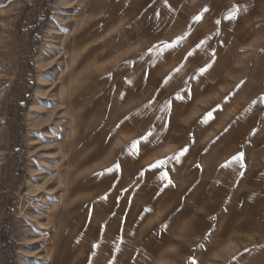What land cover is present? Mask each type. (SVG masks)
I'll list each match as a JSON object with an SVG mask.
<instances>
[{"label":"rangeland","instance_id":"1","mask_svg":"<svg viewBox=\"0 0 264 264\" xmlns=\"http://www.w3.org/2000/svg\"><path fill=\"white\" fill-rule=\"evenodd\" d=\"M85 11L101 19L78 37L99 42L76 88L93 149L72 192L73 264H264V0H0V264H52L57 222L42 234L34 219L69 129L62 41ZM30 163L43 187L26 195Z\"/></svg>","mask_w":264,"mask_h":264},{"label":"crops","instance_id":"2","mask_svg":"<svg viewBox=\"0 0 264 264\" xmlns=\"http://www.w3.org/2000/svg\"><path fill=\"white\" fill-rule=\"evenodd\" d=\"M81 15L82 16H76L74 18V26L71 32L73 35H68L69 37L65 36V37H68L66 39L67 40L66 43H68V45H67V48L66 47L62 48L63 50L62 52H64L63 54L65 55L66 60H64L63 62V65H62L63 70L61 71V73L64 72L65 70L64 68L65 62L69 60L70 69H68L69 74L67 73V78L65 82L68 83L69 81H72L74 82V84L71 86L70 91L69 90L65 91V95H62L60 90L57 89V93L59 96L58 107L62 109L64 108V110H66L67 108L66 106H69V111L67 112V115H69L68 131L65 133L63 139L61 140L57 138L52 139V141L55 143V146L57 147L58 152L60 153V161L57 162L55 171L52 172V174L54 175L53 185L56 186L54 190H55V193H57V194L55 193L52 194L53 195L52 197H54L53 198L54 201L52 202V204H55L56 207H59L54 211V212H57V217H53V218L47 217V212L51 209L50 208L51 204H50V205H47V207L50 209L46 211L44 218L40 216L37 218L35 217L34 219L35 226L39 227L37 231L43 234L44 233L48 234L49 229H50L49 227L50 224L52 222L53 223L57 222L56 223L57 226L56 227L53 226L55 229V232H57V235H56L57 241L52 240V245L51 244L49 245V249L50 251L51 250L53 251V255H54L51 260L52 264H73L75 263L74 261L78 260L77 259L78 256L76 257V254L73 257L69 256L68 254V250L74 247L73 242L75 240V238L72 237L73 230L71 229L72 227L70 228V224L74 223L75 227H80L82 224L84 225V218H83L84 216L80 212L79 217H78L79 220L75 219L76 213H77L75 209L78 206L77 203H79L78 201L79 198L73 195L72 192H73L74 186L77 184H80L81 182V179L79 178L81 175L78 177L79 174L76 173L77 167L83 160H85L88 157L89 152L91 151V149H93V147L91 148L89 142L87 141V137L89 135L88 131L89 129H91V119H83V121L81 120L82 114L83 115L86 114V113L84 114V112L86 111V107L84 106L86 105L85 104L86 100L84 98L83 99L80 98L81 96H78V91L76 92V88L80 87L84 83L83 74L86 73V68L80 66V63L84 62V59L89 56L90 54L89 50L91 47L90 42L94 43L96 39L90 40V37L87 36L83 39L81 38L82 40L78 42L79 40L78 37L83 31V29L87 27L92 20L95 21V20L101 19V13L99 12V13L91 15V14H88V11H85V13L83 12ZM106 20L107 21L109 20L107 23V27L109 29L108 31L116 29L122 22L121 19L118 20L117 17L112 14L108 15V17H104V18L102 17L103 22L104 21L106 22ZM54 29L57 30V28H54ZM53 32L54 34H57L56 31H53ZM57 37H58V34H57ZM65 37H63V39ZM108 37L109 36L107 35L106 38ZM102 39H104L103 36L101 37V41ZM98 42L99 41L95 43H98ZM66 51H68V54L70 55V57H66ZM249 51L250 50L247 49L245 53L239 52L238 57L239 58L243 57L244 59H247L248 56L252 54ZM61 73L58 75L57 84H58V80H59V84L60 82H62L60 81ZM87 73H90V72L87 70ZM215 96L217 97V94ZM38 99L41 104V107H40V110H41L43 96L38 97ZM80 99L82 100V102ZM40 110L36 111V113H39ZM231 113H232V110L226 113L224 119L231 117ZM37 123L39 124L41 123V121L35 120L32 123L33 125L31 124L29 125V127L32 128V126H35V124ZM33 142H34V138L32 136V132H29L28 138H27V145L29 147L28 148L29 155H31V152H32L31 149L33 148ZM166 148L168 149V151H170V149L173 147L171 146V144H166ZM64 155H66V157L63 159ZM62 164H64V166ZM82 166L84 167V164H82ZM86 169L88 171V168ZM38 172H39L38 169H36L35 166L32 163H30L28 166V177L31 179V181L33 180L32 183H35L36 185H39L43 181L42 174ZM61 177H63L64 183L68 184L67 187L65 186V184L60 183ZM82 178H85V176L83 175ZM137 180L139 182L141 180V176L138 177ZM44 184L42 183V185ZM30 194L31 193H28L26 195H30ZM87 198L88 197L86 196L85 199ZM48 203H51V202L49 201L47 202V204ZM44 220L46 222H44Z\"/></svg>","mask_w":264,"mask_h":264},{"label":"bare ground","instance_id":"3","mask_svg":"<svg viewBox=\"0 0 264 264\" xmlns=\"http://www.w3.org/2000/svg\"><path fill=\"white\" fill-rule=\"evenodd\" d=\"M69 37V36H68ZM68 37H65L64 39H63V41L62 42H64V44H65V47L67 48V45H68V43H66L67 42V38ZM75 54V53H74ZM66 57H70V55L68 54V51H66ZM73 57H74V55H73ZM71 61V60H70ZM38 63V62H37ZM71 63V62H70ZM40 66V65H39ZM69 60H67L66 62H65V70H64V72H62L61 73V78H60V81H62V82H60V84H59V87H58V89L60 90V92H61V94L62 95H65V91H70L71 90V86L74 84V82H72V81H69L68 83H66L65 81H66V78H67V73H68V69H70L69 68ZM40 68V67H39ZM69 74V73H68ZM68 77H70V76H68ZM70 80V79H69ZM39 82H38V86H37V88H36V91H35V99H34V101L32 102V104H31V107H30V110H29V112H28V114H27V121H28V123H32V120H34L35 119V115H36V111H38L39 109H40V107H41V104H40V101H39V99H38V97H40V96H43L44 95V89H43V85L45 84V80H43V78L42 77H40L39 78V80H38ZM34 97V96H33ZM66 157V155H64V157H63V159ZM63 166H64V164H62ZM62 166V167H63ZM61 172V171H60ZM33 181V180H32ZM32 181H29V182H27V193H34V192H36V191H39V189L41 188V187H43V186H38V185H36L35 183H32ZM60 183L61 184H65V186L67 187L68 186V184H66V183H64V180H63V177H61L60 178ZM44 184V183H43ZM47 187V186H46ZM44 190H46V189H44ZM54 192V191H53ZM43 194V193H42ZM53 194V193H52ZM55 194H57V193H55ZM67 203V202H66ZM58 205V204H57ZM71 205V204H70ZM50 207V206H49ZM51 209L47 212V217L48 218H53V217H57V212H54L57 208H59V207H56L55 206V204H52L51 205V207H50ZM68 211V210H67ZM69 226V225H68ZM43 234V233H42ZM66 239V238H65ZM63 241V240H62ZM51 242V241H50ZM49 242V243H50ZM58 248V247H57ZM48 255V258L50 257V259H52V257L54 256L53 255V251L51 250L50 251V254H47ZM48 260V259H47ZM52 263V262H51Z\"/></svg>","mask_w":264,"mask_h":264},{"label":"snow or ice","instance_id":"4","mask_svg":"<svg viewBox=\"0 0 264 264\" xmlns=\"http://www.w3.org/2000/svg\"><path fill=\"white\" fill-rule=\"evenodd\" d=\"M228 18H229V19H232V18H234V17L230 16V17H228ZM198 19H199V18H198ZM217 23H219V21H217ZM164 47H165V48H168V47H170V45L165 44ZM202 71H203V70H202ZM208 115L211 116V113H209ZM138 143H139V142H135L134 145H133V147H134V148H137ZM233 159H234V160H242V154H240V155L237 156V157H234ZM161 163H163V162H157L156 165H152L151 167H159ZM116 167H117V169H118V168H119V165H116Z\"/></svg>","mask_w":264,"mask_h":264}]
</instances>
